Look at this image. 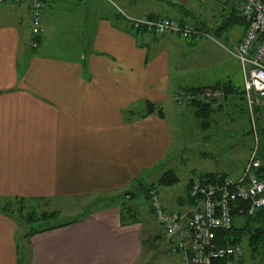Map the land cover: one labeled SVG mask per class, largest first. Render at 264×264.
<instances>
[{
	"label": "crops",
	"instance_id": "0c3cea01",
	"mask_svg": "<svg viewBox=\"0 0 264 264\" xmlns=\"http://www.w3.org/2000/svg\"><path fill=\"white\" fill-rule=\"evenodd\" d=\"M33 1L0 7V264H20L19 241L27 249L25 264H137L145 249L144 224L122 226L120 207L111 200L168 159L167 110L178 90L219 83L242 90L243 75L237 59L238 78L229 72L212 81L176 75L183 43L196 47L197 39L133 34L126 16L197 22L231 53L246 30L238 0H118L114 14L103 4L95 11V0H41L36 51L28 46ZM47 26L61 33L63 56L44 46ZM222 98L220 105L212 101L217 110L231 105L239 112L236 92ZM148 104L161 107L164 116L142 117ZM93 198L106 204L77 223L29 238L26 227L4 211L21 199ZM178 199L177 208L185 210Z\"/></svg>",
	"mask_w": 264,
	"mask_h": 264
},
{
	"label": "built area",
	"instance_id": "2783aa9c",
	"mask_svg": "<svg viewBox=\"0 0 264 264\" xmlns=\"http://www.w3.org/2000/svg\"><path fill=\"white\" fill-rule=\"evenodd\" d=\"M26 0H0V7L22 4ZM240 14L246 22L243 38L233 56L238 60L245 91V101L251 120L255 121V109L264 106V0H238ZM43 3L32 4L31 31L35 38L43 33ZM133 31H143L157 37L178 36L184 40L209 37L193 22H183L177 17L145 15L140 18L126 16ZM33 47H37L34 41ZM224 96L222 90L205 89L199 92L178 90L174 101L180 107H188L195 101L212 102ZM261 162L253 154L239 177L229 176L222 187L206 179L194 178L190 195L195 206L186 212L175 211L163 200L156 189L149 192V203L154 219L167 238H172L169 255L180 256L181 264H240L244 259V247L232 243L226 233L233 227V211L253 216L264 208V174L256 169ZM232 189V190H231ZM221 192L220 198L217 193ZM246 201V208H238L236 202Z\"/></svg>",
	"mask_w": 264,
	"mask_h": 264
},
{
	"label": "rangeland",
	"instance_id": "374dc122",
	"mask_svg": "<svg viewBox=\"0 0 264 264\" xmlns=\"http://www.w3.org/2000/svg\"><path fill=\"white\" fill-rule=\"evenodd\" d=\"M97 2L99 0L94 1L95 11L100 6L96 4H103L102 7L108 6L111 14L117 12L115 5H121L118 0H112L109 4L106 1H103V3ZM145 5L148 4L145 2ZM145 5L142 10L146 8ZM124 11L128 13L126 10ZM117 14H120V12ZM122 18L119 19L121 23L124 22ZM46 31L44 46L49 47V53L63 56L64 54H59L62 51L57 47L61 38L58 28L47 26ZM30 36L32 37V31H30ZM63 36H67V34L64 35L62 33ZM31 37H29L28 46L32 50L38 49L39 47L33 48L34 41H32ZM213 40L205 36L198 38L196 47H189L183 43L186 48L184 47L185 51L180 55V66L176 70L172 68L173 71L175 70L176 75H187L188 80L196 76L202 81L204 79L212 81L215 78L221 79L224 73L229 72L231 76L238 78V64L232 54L235 52L230 53L231 49L222 38L215 37ZM182 42H185V40H182ZM176 56L178 55L176 54ZM218 100L216 104L220 105V100ZM210 103L212 104V102ZM216 104L213 105L215 108L218 106ZM232 109L231 105H225V108H222L221 111L217 110L214 113L211 126L202 129L201 123L195 117V114L187 112L186 107L178 106L175 101H171L168 106L167 116L172 131V148L168 159L159 167L147 173L144 180L145 186H150L151 184H156L163 173L171 169L174 170L178 174L180 182L171 187L160 186L159 191L163 200L175 211L179 210L175 201L185 195L186 185L190 178L203 173L217 172H226L232 176H237L241 173L247 159H249V154L252 151L251 147L255 146L253 138H255V143H257L258 147L256 132H254L253 136L248 134L250 128L254 126L248 115L233 112ZM131 191L136 193L133 202L139 208L141 216L145 220L144 231H146L142 235V243L145 249L137 264H178L165 252L167 250V241L164 239V235L161 233V229L155 219L149 213L148 205L144 201L143 190L140 189L139 185H134ZM140 197L141 199H139ZM13 203L15 208H21L18 203ZM104 204H106L105 200L96 201V198L79 201L50 200L48 202L39 201L38 203L28 202L19 211H21L22 216L27 215L29 212L31 213V211L37 214L44 211H59L61 220H70L74 218L82 219L89 213L102 208L101 205ZM16 218L22 228L26 227L25 225L27 224L18 217ZM156 235H160L161 239L156 241ZM245 241L240 242L244 247L245 264H262L259 259H254L250 256ZM19 245L20 264H25L27 249L25 248L24 252V243L22 241H19Z\"/></svg>",
	"mask_w": 264,
	"mask_h": 264
},
{
	"label": "trees",
	"instance_id": "16d2710c",
	"mask_svg": "<svg viewBox=\"0 0 264 264\" xmlns=\"http://www.w3.org/2000/svg\"><path fill=\"white\" fill-rule=\"evenodd\" d=\"M172 5L176 6L175 4H172ZM148 16L154 17L152 15H148ZM194 24L199 29L198 23L194 22ZM221 28L227 29L228 27L224 25ZM131 30L133 31L132 28ZM138 32L139 31H133V34H137ZM41 36H39L38 38H35L32 35V41L37 42V48L40 47L39 43L41 42ZM33 51H36V50L33 49ZM205 89L222 90L224 92L223 99L225 100H227L226 98L228 97V95L236 92L238 96L241 97L240 102L242 103V105H239V108H241L239 110L240 114L248 115L249 119L251 120L249 112H248L247 104L245 101V96H244L245 95L244 84H243L242 90L241 88L234 90L233 86H230L229 84H220V83L215 86L208 87V88L207 87L193 88V89H187V90L191 92H199ZM188 107H191L193 109V112L196 115L195 117L201 123L202 129H206L209 126H211L214 113L217 111V109L213 107L211 103L195 101L193 102V104H190ZM156 112L158 113L159 116L161 117L164 116V111L162 110L161 107H158L155 104H148L146 112L142 114V117L152 114V113H156ZM134 115H137V114H134ZM251 123H253L254 126L250 128L248 134L253 136L254 132H256L257 134L256 140L258 141V147H257V143H255V138H253L254 145L256 147L255 146L251 147L252 151L250 152L249 159H247V161L245 162L242 168V171L245 168V166L248 164L253 154V151H256V158L260 160L261 166L255 171L258 175H263L264 174V106L257 107L255 109V121L253 122L251 120ZM242 171L239 175L242 174ZM239 175L237 176L239 177ZM229 176H232V175L226 172H217V173H203V174H199V175H196L190 178L189 182L186 185L185 195L178 199V205L181 207L182 206L186 207L185 210H181L180 212H186V210L188 209L190 210L195 206V200L190 195V187H191V183L193 182L194 178L198 177L200 179H206L207 181L212 182L214 185L222 187L224 184V180ZM144 179H145L144 177L138 179L135 182V185H139L140 189L143 190L144 201L148 205L149 213L154 218V213L149 203L150 190L156 189L160 194V191H159L160 186H165V187L174 186L180 182V178L178 174L174 170L171 169L163 173V175H161V177L158 179L156 184L154 183V184H151L150 186H145ZM221 195H222L221 192L217 193L218 198H220ZM135 196H136L135 192L128 191V192H125L119 195L117 198L111 200L112 201L111 203L117 204L120 207V221H121L122 226L144 224L145 220L142 218L139 208L135 206L133 202L135 199ZM139 199H141V197ZM28 201L21 199L18 201V206H20L21 208H24V205L28 203ZM31 201H34V200L31 199ZM236 204L239 206L238 208H246V205L248 204V202L241 200L240 202H236ZM21 208L19 207L15 208L14 205L8 204L4 208V211H6L9 214L14 215L15 217H18L21 221L27 224L25 225L26 226V234H25L26 238L32 237L39 233H44L47 231H51L54 229L72 225L82 220L78 218H74L70 220H63V219L61 220L59 211H51V212L44 211L40 214H37L34 211H31V213L29 212L27 215L22 216L21 211H19V210H22ZM238 210L239 209H235L233 211V219H234L233 227L225 235L227 239H229L232 243H240L241 241L246 240L245 241L246 247H247V250L249 251L250 256H252V258L254 259H259L260 263L264 264V208H262L259 212H257L253 216L241 215ZM51 221L53 222L51 223ZM161 233L164 235V239H166L167 241V252L166 253L169 255L170 244L173 243L174 241L172 238H167V236L162 230H161ZM155 239L156 241H158L159 239H161V236L156 235ZM173 258H176L181 264L180 256L173 257ZM240 264H245L244 259L241 261Z\"/></svg>",
	"mask_w": 264,
	"mask_h": 264
}]
</instances>
